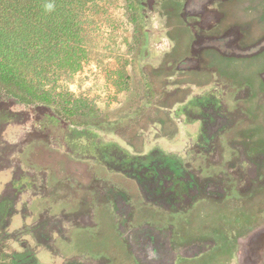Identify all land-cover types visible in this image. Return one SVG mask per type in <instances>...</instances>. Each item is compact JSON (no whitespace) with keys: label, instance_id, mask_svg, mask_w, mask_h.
<instances>
[{"label":"rangeland","instance_id":"rangeland-1","mask_svg":"<svg viewBox=\"0 0 264 264\" xmlns=\"http://www.w3.org/2000/svg\"><path fill=\"white\" fill-rule=\"evenodd\" d=\"M77 4L26 80L50 100L0 92V263L264 264V0ZM163 153L199 192L184 212L119 173Z\"/></svg>","mask_w":264,"mask_h":264},{"label":"trees","instance_id":"trees-1","mask_svg":"<svg viewBox=\"0 0 264 264\" xmlns=\"http://www.w3.org/2000/svg\"><path fill=\"white\" fill-rule=\"evenodd\" d=\"M78 0H0V92L28 106L48 102L27 83L43 62L55 60L76 39ZM25 254H16L18 264Z\"/></svg>","mask_w":264,"mask_h":264},{"label":"flooded vegetation","instance_id":"flooded-vegetation-1","mask_svg":"<svg viewBox=\"0 0 264 264\" xmlns=\"http://www.w3.org/2000/svg\"><path fill=\"white\" fill-rule=\"evenodd\" d=\"M209 124L211 125L208 121L203 122L202 126L207 127ZM208 141L210 143L211 138H208ZM139 157L140 164L138 166H140V168L136 169L134 174H132L133 176L127 175L124 172L119 173H122L128 178L134 179L140 191L141 188L139 183L144 185L152 179L156 180L159 190L158 194H160V198H158V200L160 199L165 202V204L170 206L168 209L170 211H186L193 198L199 192L195 187L193 180L186 174V170L177 157L175 155L173 156L165 153L161 155L149 154ZM122 174L121 176L124 177ZM202 194L205 199H211L213 201L220 200V197L225 196V189L218 183L212 185L206 184ZM160 200L159 202L162 203ZM169 234L170 231L168 232V235ZM167 243L169 249V240ZM168 251L171 252V248Z\"/></svg>","mask_w":264,"mask_h":264}]
</instances>
